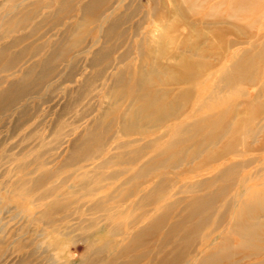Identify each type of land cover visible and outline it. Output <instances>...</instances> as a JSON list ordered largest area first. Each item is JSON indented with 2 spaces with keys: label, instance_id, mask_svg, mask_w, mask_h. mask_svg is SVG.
<instances>
[{
  "label": "rangeland",
  "instance_id": "374dc122",
  "mask_svg": "<svg viewBox=\"0 0 264 264\" xmlns=\"http://www.w3.org/2000/svg\"><path fill=\"white\" fill-rule=\"evenodd\" d=\"M6 1L0 17L11 5ZM88 1L61 0L63 14L54 0H17L33 5L16 16V22L22 15L29 21L20 24L14 38L30 37L9 55L28 52L8 72L0 66V92L10 80H20L26 68L34 65L39 70L50 45L60 52L67 44L72 51L65 61L55 63L56 75L34 81L33 74V92L17 101L16 108L0 112V264H108L105 248L129 241L134 228L115 231L113 225L112 232L98 231L107 217L95 201L85 200L87 193L81 189L76 190L77 211L63 206L47 210L86 175L106 178L119 173L120 182L111 175L101 184L118 196L136 192L161 175V186L173 193H183L186 183L194 180L219 181V173L203 165L200 137L182 151L183 164L177 161L178 149L166 152L153 144L179 143L187 136L183 126L205 124L207 117H219L223 111L235 129L236 117L249 118L248 110L264 104V0H125L110 37L99 31L98 18L86 24L84 12L77 15ZM72 25L76 37L68 43ZM0 28L1 38L9 28ZM75 39L82 44L76 47ZM10 41L1 38L0 47ZM241 67L259 83L234 79L237 86L231 90L227 76L244 75ZM15 93L20 95L22 88ZM207 97L220 102L213 112ZM256 136L252 133L246 143L261 145L264 154V134ZM90 139L91 148L85 152ZM110 145L114 149L107 152ZM92 159L99 162L96 167L89 165ZM252 161L251 155L238 158L242 168ZM139 170L147 175L125 184ZM22 186L28 190L24 195ZM153 189L150 196L158 195ZM135 209L130 207L120 223L127 224Z\"/></svg>",
  "mask_w": 264,
  "mask_h": 264
},
{
  "label": "bare ground",
  "instance_id": "6f19581e",
  "mask_svg": "<svg viewBox=\"0 0 264 264\" xmlns=\"http://www.w3.org/2000/svg\"><path fill=\"white\" fill-rule=\"evenodd\" d=\"M54 1L60 3L61 0ZM93 1L89 0L82 4L77 15L84 12L86 24L90 20L98 18L95 22L98 23L99 31L104 36L110 37L118 28V18L121 8L125 5V0H99L95 5H93ZM6 2H10L11 5L8 7L7 13L1 15L0 27L6 25L9 29L5 28L7 31L1 38H10L11 41L0 47V66L4 72L11 70L16 62L24 59L27 55L28 51L24 49L13 55H9V52L30 37V35H22L14 38L13 33L19 31L21 23L27 24L29 21V18L22 15L16 22V16L24 11L23 8L33 5L30 3L22 5L17 0ZM250 2L253 4L259 0H250ZM4 3L5 0L3 4H0V13L6 7ZM60 4L59 12L63 13L65 12L62 8L63 2ZM47 7L49 8V5ZM72 26L71 33L67 36L68 43L76 37L72 34L75 25ZM84 26L86 25L84 24ZM75 42L73 44L76 47L82 44L76 39ZM92 43L96 45L97 41L94 40ZM64 46L59 52L57 48L50 45L47 56L39 64V70H36L37 67L33 65L23 72L20 71L23 74L20 80L13 82L10 80L8 86L0 92V104H3L0 105V112L16 108L17 101L23 99L27 93L33 92L30 89L33 74L35 75L34 81H43L53 77L55 69L58 68H55V63H59L61 60L65 61L69 52L72 51L67 44ZM242 70L244 71L242 76L239 74V77L234 74L227 76L231 90L237 86L234 79H240L241 83H259V79L246 75L247 69L243 68ZM3 82L5 83V81ZM260 82L264 83V78ZM21 88L22 93L16 96L15 91H20ZM199 98L203 100V95L200 94ZM219 103L218 100H211L207 97L206 104L211 112L218 108ZM256 104L253 102L252 105L258 108L259 102ZM247 112L249 118L236 117L235 129L230 126L231 122H226L227 112L223 111L219 117L214 115L207 117L204 121L205 124L183 126L182 129L186 130L187 136L185 139L183 137L179 143L169 140L162 144L158 142L153 144L154 149H164L166 152L178 149L176 158L179 163L182 162L180 164H183L186 163L184 152L187 150L188 143L200 137L198 150L204 154L203 165L206 168L211 166L207 171L219 173L221 178L219 181L206 183V180H200L201 182L194 180L186 183V190L183 193H173L169 187L161 186L165 176L161 175L160 178L155 176L151 182L147 183L148 185H142L140 189L138 186L136 192L127 194L122 192L119 195L122 197L119 198L116 191L108 189L107 185H101L111 175L113 181H119V173H111L106 178L86 175L75 182L67 193L47 211L54 212L62 206L66 211H72L78 201L75 199L76 190L81 189L87 193L85 200L95 201L98 210L105 213L107 217L106 224L98 231L112 232L114 231L113 225H115V231H120L123 226L134 228L129 241L124 243L116 241L109 244V248H105L109 251L108 255L110 256L108 264H264V154L260 153L261 145L253 147L251 142L246 143V139L251 138L252 133L255 137L259 133L264 134V119H260L264 117V104L256 111L248 110ZM205 131L208 133L202 138ZM91 140L93 139L86 143L85 152L90 150ZM240 145L244 149L240 150ZM113 149L114 145H110L107 152H111ZM183 150L185 151L182 152ZM244 155H251L254 161L249 166L242 168L238 158ZM98 164L96 159L90 160L89 163L93 167ZM212 165L216 167H212ZM144 172L145 170H139L135 178L125 184L135 179H143L147 175H144ZM156 178L157 180H155ZM222 182L227 183L221 184ZM153 188L157 189L158 195L150 196ZM20 190L23 195L28 192L24 186ZM100 193L103 194V197L96 199ZM138 196H141L140 200L137 199ZM148 206L151 208L146 210ZM130 207L136 208L135 211L129 213L131 218L127 224L120 223V218L128 214ZM78 209L79 207L75 208L76 211ZM247 260L254 261L248 262Z\"/></svg>",
  "mask_w": 264,
  "mask_h": 264
}]
</instances>
